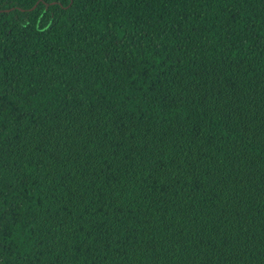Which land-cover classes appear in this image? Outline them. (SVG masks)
<instances>
[{"label": "trees", "instance_id": "1", "mask_svg": "<svg viewBox=\"0 0 264 264\" xmlns=\"http://www.w3.org/2000/svg\"><path fill=\"white\" fill-rule=\"evenodd\" d=\"M0 264H264V0H0Z\"/></svg>", "mask_w": 264, "mask_h": 264}]
</instances>
